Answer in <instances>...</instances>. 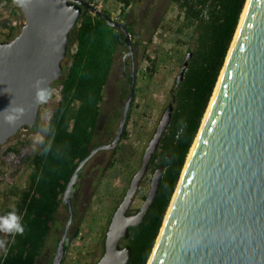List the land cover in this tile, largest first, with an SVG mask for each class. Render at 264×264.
I'll return each instance as SVG.
<instances>
[{
	"label": "water",
	"instance_id": "obj_1",
	"mask_svg": "<svg viewBox=\"0 0 264 264\" xmlns=\"http://www.w3.org/2000/svg\"><path fill=\"white\" fill-rule=\"evenodd\" d=\"M245 6L214 99L209 103L147 264H264V0H247ZM83 7L124 35L131 59L130 91L114 139L92 149L79 162L66 186L63 201L69 216L53 264H62L66 253L74 218L71 191L79 171L98 150L115 148L126 126L135 94V50L125 24L88 0H30L21 7L25 22L20 32L11 40L0 41V113L11 103L25 109L15 126L0 116L2 146L20 130L39 124L41 106L33 107L31 85L44 78L52 86L61 77L67 62L69 34ZM192 55V51H187L176 86L183 80ZM172 112L170 103L110 220L105 251L95 264H128L132 249L128 245L122 247L120 242L129 237L131 226L140 224L154 201L162 166L155 170L139 211L133 215L127 211L170 124Z\"/></svg>",
	"mask_w": 264,
	"mask_h": 264
},
{
	"label": "trees",
	"instance_id": "obj_2",
	"mask_svg": "<svg viewBox=\"0 0 264 264\" xmlns=\"http://www.w3.org/2000/svg\"><path fill=\"white\" fill-rule=\"evenodd\" d=\"M118 1L123 4L120 15L126 19V7L139 0ZM172 2L182 14L181 28L188 29L194 40L193 46L188 49L193 55L181 83L178 86L174 83L170 101L173 104L171 121L151 162L153 172L163 167L158 193L144 219L140 224L131 226L129 237L124 239L125 245L132 249L128 264L148 263L247 0ZM2 3L14 4L13 0H0ZM14 7L15 14H23L21 7L15 4ZM102 11L111 16L108 10ZM7 22L3 21V26L9 29L5 41L13 39L21 30V26H10ZM124 24L133 39V46H136L139 38H134L138 35L131 24ZM123 41L124 35L119 28L109 25L103 17L83 7L78 23L69 34L63 73L51 86L59 88L58 99L47 121L55 129L54 138L46 137V140L53 139L52 150L44 155L42 147L38 145L33 154L23 158L28 169L25 182L11 189L12 202L0 213L4 215L14 208L22 216L25 227L23 235L5 238L6 251L2 249L0 253V264H36L44 251L56 214L64 203L63 193L76 167L99 144L98 133L107 131L112 135L114 132L115 121L105 113L103 103L115 57L122 49L128 51ZM145 58L151 65L149 70L154 72L155 58L148 54H145ZM128 117L123 138L127 135ZM38 125L32 129L38 131ZM8 150L18 152L16 146ZM110 217L102 231V255Z\"/></svg>",
	"mask_w": 264,
	"mask_h": 264
},
{
	"label": "rangeland",
	"instance_id": "obj_3",
	"mask_svg": "<svg viewBox=\"0 0 264 264\" xmlns=\"http://www.w3.org/2000/svg\"><path fill=\"white\" fill-rule=\"evenodd\" d=\"M14 8V4H0V41L4 40L5 34L9 31L8 27L3 26L4 20H8L7 25L10 26H22L25 22L24 15L15 14ZM98 9H106L111 13V17L118 21L123 20L121 21L123 24H131L138 35L134 38V40L139 38L138 44L134 46L136 91L127 125V135L118 148L106 153L107 156L112 155L113 162L105 172L100 187L91 196L90 202L85 203L87 205L85 215L81 220L77 219L71 224L67 240L68 249L62 264H95L102 256V231L122 197L123 188L128 185L132 174L140 167L144 150L173 98V86L182 61L194 42L188 29L181 28L183 17L172 0H139L132 7H126V19H122L120 15L123 4L118 0H103ZM125 54H127L125 49L118 51L105 88L103 110L108 117L123 106L124 101L120 102V96L126 78L123 77L121 69L125 64ZM145 54L156 60L155 71L152 73ZM127 61L129 64L125 69L129 72V56ZM53 88L56 89L53 100L40 108L41 124L48 121L58 99L59 88L58 86ZM23 130L0 146V213L12 202L13 196L9 194L11 189L22 186L25 182L28 169L23 158L33 154L38 148L33 140L37 130L31 128ZM104 138L106 137L103 136L102 139ZM11 146H16L18 152L8 150ZM153 174L151 169L147 171L133 206L139 207L143 204ZM67 217V210L62 204L56 214L44 251L36 264H53L57 241L63 234ZM0 239H5L3 234H0ZM124 245L123 239L121 246ZM1 251L2 249L0 253Z\"/></svg>",
	"mask_w": 264,
	"mask_h": 264
},
{
	"label": "flooded vegetation",
	"instance_id": "obj_4",
	"mask_svg": "<svg viewBox=\"0 0 264 264\" xmlns=\"http://www.w3.org/2000/svg\"><path fill=\"white\" fill-rule=\"evenodd\" d=\"M128 7H132V4ZM158 13H159V11H158ZM127 53H128V51H127ZM134 54H135V52H134ZM128 56H129L128 54L124 55L125 64H124V67H122V69H121L123 77L126 78V81H125L126 84L124 83V86L121 88L122 91H121V96H120V102L125 101L128 93L130 91L129 82H130L131 75H130V71L128 72L125 69L129 64L127 61ZM129 59H130V56H129ZM130 70H131V59H130ZM135 91H136V84H135ZM123 92H124V94H123ZM134 98H135V94H134ZM133 101H134V99H133ZM133 101H132L131 106H130V111H131ZM122 104H124V102ZM122 110H123V106L121 107V109L117 108L114 111L113 115L110 116V120L115 121L113 124V127L115 126V123H117L118 119L120 118L114 132L112 133V135H109V133L107 131L102 132L101 134L98 133L97 142L99 144L96 145L95 147L100 146L102 144H107L114 139L116 132H117L118 125H119L121 117H122ZM119 111H120V113H119ZM129 116H130V112H129ZM103 136L106 138L102 139ZM122 140H123V133H122V136L120 138L119 144L115 148L98 150L97 153H95L84 164L82 169L79 171V173H78L79 176H77V179H76L75 184H74L72 191H71V201H72V206H73V210H74V218H73L72 224L77 219L81 220L82 217L85 215V209L87 208V205L85 203L88 204L90 202L91 196L95 193V190L100 187V184L102 183V178H104V176H105V172L111 167V164L113 162V157H112V155L107 156L106 153L107 152H113L116 148H118L120 143L122 142ZM95 147H93V149ZM149 169H151V163H150ZM137 170L132 174V177L130 178L128 185L123 188L122 197H121L120 201L118 202V204L115 206V209H114L113 213L111 214L110 220H111L114 212L116 211L117 207L121 203L128 187H129V184H130L134 174L137 172ZM139 189L137 191V194L139 193ZM137 194H136V196H137ZM145 198H146V195L143 199V202H144ZM134 201H135V199H134ZM133 203L127 211L128 215L136 214L141 207V206L135 207V206H133ZM65 208H66V210L68 209L66 205H65ZM67 213H68V210H67ZM68 216H69V213H68ZM67 219H68V217H67ZM109 223H110V221H109ZM108 226H109V224H108ZM122 240H121V242H122ZM121 242H120V244H121Z\"/></svg>",
	"mask_w": 264,
	"mask_h": 264
},
{
	"label": "clouds",
	"instance_id": "obj_5",
	"mask_svg": "<svg viewBox=\"0 0 264 264\" xmlns=\"http://www.w3.org/2000/svg\"><path fill=\"white\" fill-rule=\"evenodd\" d=\"M30 0H13V3L18 7H26ZM34 89L33 107L37 108L42 105H47L53 100L56 93V89L48 86L47 81L44 78H38L31 85ZM25 109L21 106H11L5 109L0 116L3 117L4 121L10 126H15L23 117ZM55 136V129L52 127L50 122L42 123L38 125V131L34 135V144L42 147V153L47 155L53 146V139ZM46 137L48 138L46 140ZM25 227L22 223V216L17 214V211L13 208L4 215H0V234H3L5 238L8 236H16L17 234L23 235ZM5 239H0V249L5 248Z\"/></svg>",
	"mask_w": 264,
	"mask_h": 264
},
{
	"label": "bare ground",
	"instance_id": "obj_6",
	"mask_svg": "<svg viewBox=\"0 0 264 264\" xmlns=\"http://www.w3.org/2000/svg\"><path fill=\"white\" fill-rule=\"evenodd\" d=\"M8 1V0H7ZM6 3H8V2H6ZM90 3H92V2H90ZM246 8H247V6H245L244 7V11H242L243 13L241 14L242 16H241V20H240V23H241V21H242V19H243V17H244V13H245V11H246ZM125 15V14H124ZM124 15H123V17H124ZM115 19V18H114ZM121 22V21H120ZM235 36V35H234ZM2 41V40H1ZM229 52V51H228ZM226 59V58H225ZM215 92H216V90L214 91V95H212L213 97H212V99H211V101H213V99H214V96H215ZM123 94H124V92H123ZM126 96V95H125ZM125 99V98H124ZM211 104V103H210ZM211 106V105H210ZM209 106V107H210ZM209 110V109H208ZM130 112V111H129ZM119 113H120V111H119ZM206 115H207V113H206ZM129 118V117H128ZM206 118V117H205ZM205 120V119H204ZM36 128V127H35ZM103 129V128H102ZM200 129V128H199ZM31 130H32V128H31ZM22 131V130H21ZM24 131V130H23ZM29 131V130H28ZM11 140V139H10ZM194 145H195V143H193ZM194 145H192V148H191V150L190 151H192L193 150V148H194ZM97 153V152H96ZM189 159V158H188ZM79 176V175H78ZM103 179V178H102ZM98 188V187H97ZM64 206H65V204H64ZM68 210V209H67ZM164 221V220H163ZM156 243V242H155ZM154 248V247H153ZM149 260V259H148Z\"/></svg>",
	"mask_w": 264,
	"mask_h": 264
},
{
	"label": "built area",
	"instance_id": "obj_7",
	"mask_svg": "<svg viewBox=\"0 0 264 264\" xmlns=\"http://www.w3.org/2000/svg\"><path fill=\"white\" fill-rule=\"evenodd\" d=\"M103 0H98V1H93V3H91L95 8H99L102 5Z\"/></svg>",
	"mask_w": 264,
	"mask_h": 264
}]
</instances>
